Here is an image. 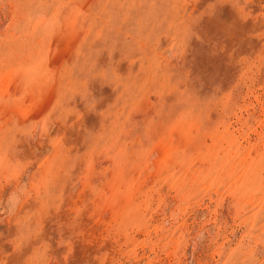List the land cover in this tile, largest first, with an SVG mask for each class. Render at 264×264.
I'll return each mask as SVG.
<instances>
[{
	"label": "rangeland",
	"instance_id": "obj_1",
	"mask_svg": "<svg viewBox=\"0 0 264 264\" xmlns=\"http://www.w3.org/2000/svg\"><path fill=\"white\" fill-rule=\"evenodd\" d=\"M0 264H264V0H0Z\"/></svg>",
	"mask_w": 264,
	"mask_h": 264
}]
</instances>
